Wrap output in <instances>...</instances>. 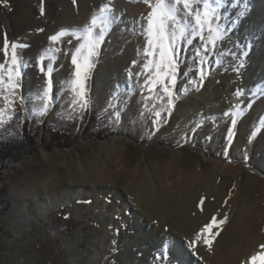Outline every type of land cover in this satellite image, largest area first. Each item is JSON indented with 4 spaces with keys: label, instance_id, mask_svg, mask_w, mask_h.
I'll return each instance as SVG.
<instances>
[{
    "label": "bare ground",
    "instance_id": "obj_1",
    "mask_svg": "<svg viewBox=\"0 0 264 264\" xmlns=\"http://www.w3.org/2000/svg\"><path fill=\"white\" fill-rule=\"evenodd\" d=\"M34 1H15L14 14L31 15ZM155 2L58 0L59 16L56 26L50 28L52 31L63 27L84 32L81 29L90 25L88 21L93 16L104 14L100 12L101 7L107 5L110 9L108 12L112 13L109 17L111 23L107 26L104 24L107 38L99 49L100 63L85 81L86 93L94 96L101 107L109 103L108 98L117 85L126 82V76H121L119 71L124 70L127 63L131 66L130 72L133 61H140L133 68L132 79L128 74V82L132 80L136 84L134 80L138 72L143 75L153 72L149 69L148 73H144L142 66L145 61L138 58L145 57L142 25L146 26L145 18L152 10L150 4ZM179 7L181 11L177 27L190 23L187 29L190 33L194 20L183 11V5ZM204 10L201 0V14ZM108 12L105 14L108 15ZM218 15L219 19H213L211 26L215 28L219 25L225 38L222 44L217 42L214 50L213 45L208 43L207 55H203L204 49L200 48L202 55L199 59L208 62L203 65L207 73L203 80L197 74L198 58L195 52L200 46V37L186 33V39L193 40L192 44H187L186 39H180L177 33V43L182 42L183 45L176 74L180 100L175 99V106H171L170 123H183L191 129L198 118L205 117L207 121L212 118L218 130L211 140L203 138L201 141L207 143L210 149L218 141L230 144L238 162L226 163L214 154L203 153L202 159L191 161L187 166L173 157L155 160L150 167L139 163L129 166L123 161V145L108 143L102 145L101 154L96 155L94 160H77L73 163L75 171L67 176L69 184L62 179L59 181L60 176L56 174L53 182L46 179L36 187L40 191L51 184L60 183L64 199H68L66 193L73 198L89 192L96 196L95 205L103 202L99 209L104 226L97 250L103 252L101 245L107 238L110 224H125L126 229L118 238L119 264H264V0H220ZM189 18L192 19L190 22ZM229 30L231 32L226 34ZM93 31L97 34L100 28ZM48 34L43 36L39 32H25L20 36L19 42H29L28 47L22 49L21 62L27 65L23 69H27V72L22 79L21 94L31 111H40L45 101L42 104L37 95L34 101L29 97L26 91L29 88L27 77L31 75L36 94L40 95L47 86L46 77L37 76L39 65L35 58L47 45L55 43L56 47L64 46L62 42L50 41L52 34ZM203 35L205 38L209 35L207 26ZM27 57H30V63ZM55 68L52 77L54 90L51 93L54 99L49 102L47 112L41 115L43 117L48 114L51 104L72 88L75 70L72 60L61 59L56 62ZM184 82L186 85H181ZM61 87L65 90L62 91ZM241 89L244 94L238 96L237 92ZM136 93L121 91L119 95L123 105L131 100L124 114L126 120L131 119L133 128L138 127L143 116L139 111H144L146 106V101L140 100ZM199 105L203 108V117H199L198 112L191 113V109ZM233 119L236 120L235 124L232 123ZM246 160H250L258 171H243ZM220 173L226 176L222 181ZM228 176L233 180V186L229 189L225 186ZM107 193H112L120 201L119 204H106L104 199L108 198L104 196ZM115 215L118 218H112ZM213 216L218 221L224 220L225 216L227 218L210 233H201ZM198 233H201L199 238ZM205 236L212 238L210 246L204 243ZM162 254H166L167 258H158Z\"/></svg>",
    "mask_w": 264,
    "mask_h": 264
},
{
    "label": "rangeland",
    "instance_id": "obj_2",
    "mask_svg": "<svg viewBox=\"0 0 264 264\" xmlns=\"http://www.w3.org/2000/svg\"><path fill=\"white\" fill-rule=\"evenodd\" d=\"M15 1L17 0H6V3H0V64L5 63V39L8 42L9 58L12 54L11 44L13 42L23 44L19 42L21 34L39 32L43 36L47 33L55 35L63 29V27L54 31L50 29L56 26L55 23L58 20V0H35L32 13L28 16L14 14ZM213 6L217 7L215 3L211 4V7ZM104 15L107 14L96 16L97 23L93 29L105 28L104 22H101ZM111 15L112 13L108 12L107 16ZM188 20L190 22L192 19ZM90 23L89 20L88 24ZM185 24L187 23L182 25ZM77 30H69V35L58 41L64 46L59 48L54 45L55 43L47 45L49 47L46 46L44 51L35 58L39 65V58L44 56L45 70L48 63L54 61L51 64L54 67L51 74L52 91L54 90L52 77L56 72V62L61 59L72 60L71 53L79 44L85 42L80 41L83 38H78L83 37V32H76ZM73 32L76 33L75 36L72 35ZM230 32L231 30L226 34ZM106 38L105 33V40ZM70 40L71 43H69ZM228 41L231 42L230 37ZM26 44L28 45L29 42ZM17 51L22 57L23 50L17 49ZM140 53H142L141 50ZM100 54L101 52L93 58L94 67L90 69V74L99 65ZM27 59L30 63V57ZM138 60L146 61L145 57ZM135 64L132 63V73L129 72L131 66L129 67L128 63L123 67L125 71H119L121 76H126V82L117 85L118 87L109 97L110 100L108 98L109 103L106 106L101 107L94 96L86 93L90 101L89 107L87 110L80 109L71 103L73 97L79 92V88L76 92H73L71 88L64 93V97L58 98V101L51 104L48 114L44 117L39 115L40 111H31L21 99L22 87L16 89V95L13 96L9 94L11 89L0 85V101H2L0 142L2 140L19 144L29 142L25 144L29 152L23 157L18 160L5 159L0 163V264H119L118 238L126 229L125 224L116 226L110 224L107 238L101 245L103 252L99 253L97 250L104 226V219L99 209L103 202L95 205L96 196L89 192L73 198L70 193H66L68 199H64L61 193L63 186L60 183L51 184L47 189H40V191L36 188L46 179L53 182L56 174L60 176L59 181L62 179L69 184L67 176L75 171L73 163L77 160L83 162L94 160L96 155L101 154L103 144L113 143L114 146L122 144L123 161L129 166L139 163L141 166L150 167L155 160L171 157L178 158L185 163L184 166H187L191 161L202 159L203 153L212 154V156L214 154L226 163L239 161L234 158L230 144L218 141L210 149L207 143L201 141L203 138L211 140L212 135L218 130L217 123L212 118L207 121L202 116L204 113L201 105L191 109L192 114L198 112V116L204 119L198 118L193 128L189 129L182 125L183 123L171 124V106L168 103V96L161 90L159 84L156 85L155 90H150L147 85H144L148 74L143 75L141 72H138L140 75H136L137 79L134 80L136 84L132 80L128 82V74H131V79L134 76ZM7 67L5 65L3 70L5 85L7 84ZM150 70L154 72V67ZM26 72L27 69L23 71L22 79L25 78ZM36 73L37 76L44 77L39 70ZM27 79L30 89L26 91L29 97L34 101L33 98L37 95V99L43 104L46 100L44 89L40 95L36 94L37 89L34 81L31 82V75ZM181 85H186V82ZM61 90L64 91L65 88L61 87ZM121 91L137 92L135 96L139 95L140 100L146 101L144 111H139L143 113V116L137 128H133L131 119L126 120L124 111L131 100L123 105L122 97L119 96ZM177 100H180V97ZM117 113L120 114L119 117ZM23 129L29 132L27 138L22 137ZM244 164L243 171H258L250 160H246ZM224 177L226 176L220 173L221 181ZM225 186L228 189L233 186L231 176L227 177ZM99 197L101 198L100 195ZM104 197L108 198V200L103 198L106 204L120 202L112 193H107Z\"/></svg>",
    "mask_w": 264,
    "mask_h": 264
},
{
    "label": "snow or ice",
    "instance_id": "obj_3",
    "mask_svg": "<svg viewBox=\"0 0 264 264\" xmlns=\"http://www.w3.org/2000/svg\"><path fill=\"white\" fill-rule=\"evenodd\" d=\"M0 3H6V0H0ZM145 3H150V0H145ZM201 0H156L155 4H150L151 11L148 13V16L145 18L147 23L146 26L142 25V34L145 36V47L143 49V54L147 58L143 64V72L148 73L150 68L154 67V72L148 75V78L145 80V85L149 87L150 90H155L156 85L161 86V90L168 96V103L170 106L174 105L175 99L179 97L176 95L178 89L176 88V79L177 72L179 71L180 66V55L181 48L183 45H178V36L179 33L180 39H186V33L191 36L200 37V46L195 50L198 63L197 74L200 76L201 80L207 75L204 72L203 65L208 63L205 60L199 59L202 55L200 48L204 49L203 55L208 54V43L213 45V50L216 47L217 42H221L225 38L223 32L219 25L215 28L212 27L213 19H219L218 15V6L220 0H203L204 11L201 14L200 11ZM215 3L217 7H211L210 5ZM195 4V8L193 7ZM179 5H183V11H185L188 16L192 17L194 20V25L191 26V32L188 33L187 29L188 24H185L183 27H177L178 15L181 11ZM110 9L107 5L101 7V13H107ZM43 12V9H41ZM193 12L195 15L193 16ZM243 15V12L241 13ZM103 22L107 26L111 23V20L107 15L103 16ZM97 23V17L93 16L89 26H85L83 32L84 43L79 44V46L71 53L72 64L74 65L73 77L71 81L72 91L76 92V89L79 88V92L76 96L73 97L71 103L77 105L82 110H87L89 107V99L86 96V86L85 81L88 79L90 74V69L94 67L93 58L99 55V49L101 43L105 40V28H101L98 34H95L93 28ZM208 27L209 35L207 38L203 35L205 27ZM171 29V31H170ZM66 35H69V30L61 29L55 35L49 37L50 41L58 42L60 39ZM72 35H76L75 32ZM72 41L70 40L69 43ZM187 44H192L193 40L186 39ZM27 44H18L13 42L11 44L12 54L11 60H8V42L5 39V63L0 64V85L11 89L10 95H16V89L22 87V76L23 68L27 65L22 64L21 53L17 49L27 48ZM59 51V50H58ZM247 55V53H244ZM44 56L39 58V71L46 77L47 86L44 88L43 93L46 98L44 107L40 110L39 115H44L47 112L49 102L54 99L52 93V83H51V74L54 71V67L51 64L47 65V70L43 64ZM82 61V62H81ZM136 61H133L135 64ZM7 65V84L5 85L3 70ZM140 75V73H137ZM244 90L241 89L237 92V95H243ZM21 99L23 96L21 94ZM119 117V113L116 114ZM229 115V113H225ZM233 124L236 123V120L233 119ZM231 132V129H229ZM251 139V138H250ZM203 202V200L201 201ZM217 220L215 216L212 217V220L201 229V233H210L214 227H219L222 225L225 220ZM197 234L199 238L200 234ZM214 238V237H213ZM195 244V241L192 242ZM204 243L211 245L212 238L205 236ZM160 259H166V254H162ZM255 259V258H253Z\"/></svg>",
    "mask_w": 264,
    "mask_h": 264
},
{
    "label": "trees",
    "instance_id": "obj_4",
    "mask_svg": "<svg viewBox=\"0 0 264 264\" xmlns=\"http://www.w3.org/2000/svg\"><path fill=\"white\" fill-rule=\"evenodd\" d=\"M28 131V130H27ZM24 135L22 137L27 138V135L29 132H26L25 129H23ZM29 142L26 141V143H11L8 140H2L0 142V163L4 161L5 159H13L18 160L21 157H23L26 153H28L29 149H26V145ZM30 148V145H28Z\"/></svg>",
    "mask_w": 264,
    "mask_h": 264
},
{
    "label": "water",
    "instance_id": "obj_5",
    "mask_svg": "<svg viewBox=\"0 0 264 264\" xmlns=\"http://www.w3.org/2000/svg\"><path fill=\"white\" fill-rule=\"evenodd\" d=\"M30 120H31V118H30Z\"/></svg>",
    "mask_w": 264,
    "mask_h": 264
}]
</instances>
